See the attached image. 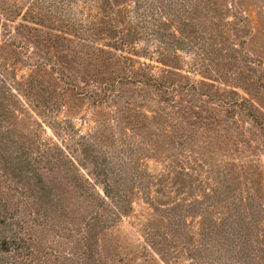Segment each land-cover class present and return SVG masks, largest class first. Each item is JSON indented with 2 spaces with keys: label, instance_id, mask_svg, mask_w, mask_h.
<instances>
[{
  "label": "rangeland",
  "instance_id": "1",
  "mask_svg": "<svg viewBox=\"0 0 264 264\" xmlns=\"http://www.w3.org/2000/svg\"><path fill=\"white\" fill-rule=\"evenodd\" d=\"M122 1L113 12L125 7ZM28 2L0 0V13L15 24L16 15L28 11L35 19L27 20L40 22L35 15L41 12ZM197 2L204 7L158 15L157 28L135 41L133 54L141 57L130 55L148 64L147 76L188 88L171 91L174 102L126 82L106 97L101 92L106 99L96 111L90 94L59 93L67 87L57 71L81 92L130 75L128 54L92 55L55 39L73 33L46 19L37 46L25 30L28 48L4 44L0 30V63L17 78L34 75L35 100L59 97L64 104L54 114L63 130L57 138L74 162L37 157L34 142L56 137L48 106L45 114L27 106L17 111L0 93V264H232L231 253L218 260L217 250H208L202 223L218 224L231 211L255 215L251 234L264 246V0ZM121 140L144 145L130 153ZM108 151L132 166L136 184L130 211L102 225L83 219L97 196L78 175L95 180V161L109 163ZM174 207L186 210L181 236L165 217Z\"/></svg>",
  "mask_w": 264,
  "mask_h": 264
},
{
  "label": "trees",
  "instance_id": "2",
  "mask_svg": "<svg viewBox=\"0 0 264 264\" xmlns=\"http://www.w3.org/2000/svg\"><path fill=\"white\" fill-rule=\"evenodd\" d=\"M25 1H29L28 5L41 12L35 15L40 18V22L33 23L27 20V18L35 19L33 13L28 11H20L16 15L18 20L15 24H13V20H10L0 13V30L3 32L2 35L6 37L1 40L4 44L14 45L19 49L28 48L29 46H24L25 42L22 41V38L25 39V35L22 31L25 30L31 35L28 36L31 41L30 43L37 46V39L44 33L42 28L45 27L44 20L46 19L49 22L51 21L58 24V26L70 29L69 31L73 33L71 34L68 32L67 36L65 35L66 33L64 35L56 34L57 37L55 36V39L61 38L68 43H74L76 47L86 49L90 51L92 55L105 52H114V54L118 52L125 53L129 55L125 56V59L132 62L130 67L133 68V71L130 75L114 77L113 80H111L114 81V83L108 84V82H102L98 87H94L93 84H88L90 89L83 90L82 88L81 92H77L80 90L79 88L81 86L78 85L75 80L66 76L63 72L57 71L60 81L67 87L66 89L62 88L59 93H65V90L70 89L71 91H76V95L90 94L89 96L92 97L93 108L98 111L97 108L100 104L105 102L108 90H113L117 87L116 85L126 82L148 87L158 92L161 100L166 102H174L171 91L188 92V88L186 89L184 86L174 88L171 84L166 85L164 81L155 78L152 74L147 76L144 71H150L148 64H145V62L141 63L140 60L134 61L130 55H136L133 54V52H137V44H135V41H141L140 37L143 38L146 36L147 31H154L157 28L155 21L158 15L169 13L172 10H177L178 13L194 12L198 8H202V5L204 7V4L197 2V0H123L122 2L125 3V7H123L119 13L113 12L114 9H117V7H115V2L118 0ZM104 2L109 5L107 13ZM180 16L176 17L178 21L181 20ZM30 23L35 25H30ZM123 24H125L126 27L122 30L120 25ZM98 42L100 46H102V42L106 43L103 46L108 48H101L97 45ZM168 51L170 54L173 52L174 55H176L175 50L169 49ZM136 56L138 59L141 57L139 55ZM137 63H141L140 66L138 65L137 67ZM12 70L10 65L0 63V93L11 99V104L13 103L17 106V111L23 110V106H27L31 111L36 110L45 114L43 108L48 106L49 112L47 111L46 115L54 121L52 123V129H55L54 135H56V137H52L51 140L47 142H42L40 140L34 142L36 153H38L37 157L56 158L59 161L64 159L74 164L69 155L65 153V147L59 143L57 138L61 137L63 130L60 121L57 120V116L54 114L58 112V109L64 107V104L59 100V97L51 98L46 101L48 104H43V102L35 100L32 96V93H37L34 90V86H32L34 75L28 74L26 77L20 76L17 78L13 72H11L13 76L11 75L10 71ZM101 92L105 97L100 96ZM127 104H129V102H127ZM143 115L145 118H148L146 114ZM249 115L255 119H257L258 116L257 113ZM119 144L122 146L127 145L130 148V153L144 145L142 141L138 140L132 143L121 140ZM115 148L117 147L114 146V149ZM112 153L113 152L108 151V155L111 157L109 163L104 162L98 165L96 164L97 160H94V174L97 176L95 180L90 181L89 178L84 177V175H78V178L87 184L88 191L92 195L95 191V195L97 196V201L95 200L94 202L95 210H92L91 214H86L83 218L87 220V222L97 220L98 223L106 225L109 224L110 221H114L127 214L131 209L132 200L130 195L136 184V176L134 175L131 165L126 166L125 163L120 161L118 155L116 156L117 158H115V155H112ZM130 153L127 154L132 155ZM124 154L125 153H122V155ZM90 159L92 158H89V160ZM108 164L113 165V171L108 168ZM98 184L103 185L101 190L97 188ZM185 211V209L179 208V212H175V207L165 210V217L168 219L167 223L175 235H180V225L181 222H184L182 219ZM229 215L230 216L224 218L223 221L218 224L213 222L208 225L202 222L204 224V243L208 250L213 248L217 250L216 253H219L220 256L218 260H223L224 257L221 255L222 252L231 253L230 257H235V259L231 261L232 264H264V246H256L255 242L258 237L256 235L253 237L251 234V229L256 223L255 215L252 214V218H249V216L245 214L239 216V211H231Z\"/></svg>",
  "mask_w": 264,
  "mask_h": 264
}]
</instances>
